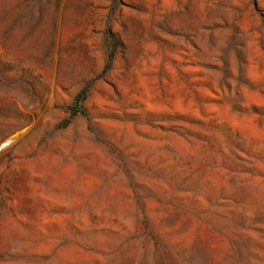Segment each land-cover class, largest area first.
I'll list each match as a JSON object with an SVG mask.
<instances>
[{
	"label": "rangeland",
	"instance_id": "obj_1",
	"mask_svg": "<svg viewBox=\"0 0 264 264\" xmlns=\"http://www.w3.org/2000/svg\"><path fill=\"white\" fill-rule=\"evenodd\" d=\"M0 264H264V0H0Z\"/></svg>",
	"mask_w": 264,
	"mask_h": 264
},
{
	"label": "trees",
	"instance_id": "obj_2",
	"mask_svg": "<svg viewBox=\"0 0 264 264\" xmlns=\"http://www.w3.org/2000/svg\"><path fill=\"white\" fill-rule=\"evenodd\" d=\"M90 85H87L85 88H83L78 96H77V102L76 105L78 106L80 103H82L86 99L87 92L89 91Z\"/></svg>",
	"mask_w": 264,
	"mask_h": 264
}]
</instances>
